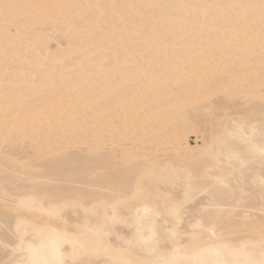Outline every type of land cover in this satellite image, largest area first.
Returning <instances> with one entry per match:
<instances>
[{
	"label": "bare ground",
	"instance_id": "obj_1",
	"mask_svg": "<svg viewBox=\"0 0 264 264\" xmlns=\"http://www.w3.org/2000/svg\"><path fill=\"white\" fill-rule=\"evenodd\" d=\"M0 264H264V0H0Z\"/></svg>",
	"mask_w": 264,
	"mask_h": 264
},
{
	"label": "rangeland",
	"instance_id": "obj_2",
	"mask_svg": "<svg viewBox=\"0 0 264 264\" xmlns=\"http://www.w3.org/2000/svg\"><path fill=\"white\" fill-rule=\"evenodd\" d=\"M22 22H23V20L20 19L19 23L21 24ZM12 30L15 31V28L13 26H12ZM52 41L50 42V47L52 49H54V48H56V47H58L60 45L61 46H65V44H64L65 43V39L64 38L63 39L61 38L60 40L54 39ZM54 41L55 42L58 41V42L53 44ZM213 116H210V117L211 118H215V115H213ZM208 117L209 116H207L206 114L200 113L198 110H190L189 111V114L187 116V120H188L189 125H191L192 130L187 135V141L190 144V146L196 145L197 142L201 143L202 142L201 140H209L212 130H211V125H210L211 121H210V118H208ZM216 118H217V120H222V117H216ZM127 142H129V141H127ZM124 143L125 142H123V144ZM139 146L141 148L143 147L145 149V147L143 145H139ZM143 148L139 149V150L143 151ZM167 152L170 153L169 151L162 152V155L164 154V156H165V157L161 156L160 159H162V161L165 160L166 158H168V156H167L168 153ZM158 154H160V153H158ZM170 154L172 155L173 153H170ZM171 155H169V157Z\"/></svg>",
	"mask_w": 264,
	"mask_h": 264
}]
</instances>
